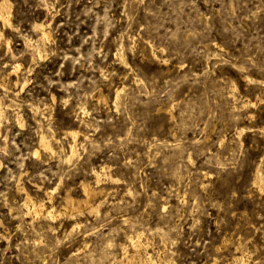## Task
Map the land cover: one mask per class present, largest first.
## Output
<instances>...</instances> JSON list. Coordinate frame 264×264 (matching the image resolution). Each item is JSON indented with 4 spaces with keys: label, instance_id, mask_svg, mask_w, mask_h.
I'll list each match as a JSON object with an SVG mask.
<instances>
[{
    "label": "rangeland",
    "instance_id": "rangeland-1",
    "mask_svg": "<svg viewBox=\"0 0 264 264\" xmlns=\"http://www.w3.org/2000/svg\"><path fill=\"white\" fill-rule=\"evenodd\" d=\"M8 1L0 264H264V0Z\"/></svg>",
    "mask_w": 264,
    "mask_h": 264
},
{
    "label": "bare ground",
    "instance_id": "bare-ground-1",
    "mask_svg": "<svg viewBox=\"0 0 264 264\" xmlns=\"http://www.w3.org/2000/svg\"><path fill=\"white\" fill-rule=\"evenodd\" d=\"M0 22L2 23V26L3 28H5L6 26H12L11 25V19H10V4H9V1L8 0H0ZM7 28V27H6ZM33 28L35 29V31L37 32V38L36 39H26V43L30 46L33 47L34 49V56H38L39 58L42 57L43 55V50H44V47H45V44L47 43V41L49 40V38L51 37V32L49 29H47V27L43 24V23H40V24H35L33 26ZM1 41H5V43H9V40L5 39L4 38V33L3 31L0 29V42ZM122 59V58H121ZM19 67V64H16L13 66L12 70L9 71L7 74H6V77L10 74V73H13L17 68ZM4 78L5 77H1L0 78V88L3 89V90H7V83L5 84L4 83ZM7 85V86H6ZM23 86V85H22ZM118 93V90L116 91V94ZM0 111H1V103H0ZM19 114V113H18ZM16 114V117H17V120H19V115ZM78 131L79 130H70L68 131L71 135H72V140L70 141V156H69V159H71V156H73V154L76 152V142H77V139H78ZM84 136V135H83ZM41 147H43V149L41 150H47L49 149L50 151H52V146H51V143L50 141L46 138V136L44 134H41L40 136V140H39V143ZM40 147V148H41ZM45 148V149H44ZM48 150V152H49ZM39 149L36 150L34 152V154H38L39 153ZM95 172V171H94ZM93 172V174H95ZM97 174V173H96ZM96 177V176H95ZM98 178V177H97ZM258 186L261 190L264 189V185L261 181H259L258 183ZM83 190L86 195V197L89 199V197L94 193L93 192V189L91 187H89V185H83ZM85 197V196H84ZM49 199H50V196H49ZM89 201V200H88ZM27 201L24 202L25 207L27 210H28V214L33 212L35 217H40V216H45L47 217L49 220H53L54 218H56L58 216V213L55 212V210L51 207V208H47L45 206V203L44 202H30L29 203H26ZM70 203L72 205H74V202L71 200ZM73 214V213H72ZM139 237V235H138ZM137 239V238H135ZM134 239H132L131 237V242L133 245H138L140 244V241L138 243V239L133 241ZM140 240V239H139ZM141 246V245H140ZM135 247H138V246H135ZM139 248V247H138ZM135 249V248H134ZM136 251V250H135ZM128 261V260H127ZM129 262H127L128 264ZM132 263V262H131ZM126 264V263H124Z\"/></svg>",
    "mask_w": 264,
    "mask_h": 264
}]
</instances>
